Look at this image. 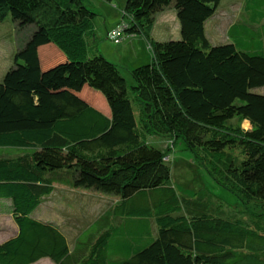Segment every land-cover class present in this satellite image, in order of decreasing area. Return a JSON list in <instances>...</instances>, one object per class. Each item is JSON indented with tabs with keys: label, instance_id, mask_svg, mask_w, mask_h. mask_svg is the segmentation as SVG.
I'll use <instances>...</instances> for the list:
<instances>
[{
	"label": "trees",
	"instance_id": "1",
	"mask_svg": "<svg viewBox=\"0 0 264 264\" xmlns=\"http://www.w3.org/2000/svg\"><path fill=\"white\" fill-rule=\"evenodd\" d=\"M100 1L119 14L103 38L144 37L148 59L129 69L102 53L96 1L0 0L18 30L0 79V214L17 233L0 264H264V212L180 193L156 142L182 141L264 210V0H244L219 45L222 0ZM167 13L175 37L152 38ZM58 190L116 204L71 240L36 218Z\"/></svg>",
	"mask_w": 264,
	"mask_h": 264
},
{
	"label": "rangeland",
	"instance_id": "2",
	"mask_svg": "<svg viewBox=\"0 0 264 264\" xmlns=\"http://www.w3.org/2000/svg\"><path fill=\"white\" fill-rule=\"evenodd\" d=\"M95 1L102 12L99 13L96 18L97 24H99V22L103 24L106 18L109 20L112 11L115 14L118 13L115 7H111L106 3L102 4L100 0H91L93 4H96ZM117 1L120 5L124 0ZM243 1L244 0H222L218 8V11H220L219 19L217 22H213L215 25L218 24L217 30H215L219 34L212 39L214 45L224 43L223 40L226 36L229 22L237 20L240 17ZM2 12L3 11L0 9V15ZM168 14L169 13L165 15ZM164 20L165 21L162 20L161 22L158 20V27L151 30L152 38H155L158 33H165L164 35H167L162 38H169L176 35L175 16L170 13ZM210 28V30L213 29L212 27ZM17 31V25L14 24L10 18H7L4 22L0 20V79L4 77L8 69L12 67L14 63V56L18 47ZM213 32L214 30L209 33ZM208 35L210 36V34ZM219 39L221 41H219ZM144 40L146 41V38H144ZM125 42L126 40L122 39L116 42L102 38L100 44L103 49H107V53H109L107 57L113 60L112 56L117 53L119 47L125 49V45H123ZM147 45V48L150 50L148 42ZM129 50L130 52L133 51L135 57L138 55V58L143 54V51L135 44L130 46ZM145 51H147L146 48ZM127 67L128 66H126V68ZM127 70L128 69L124 70L126 73L123 72L126 79L131 82V76L130 73L128 74ZM261 92V94H264V88ZM241 127L244 129L249 128L247 124H242ZM156 142L162 146L164 150L169 149L170 153L174 155L173 162L170 161L169 163L172 171L173 184L180 193L193 196L201 191L210 192L221 198L226 205L239 211L244 218L248 217L247 215L251 213L249 209H256L255 211L264 212V210H260L259 207L255 208L249 206L234 189L233 185L225 181V177L216 174V171H214L207 162L206 164L202 163V159H200L201 156L197 157L194 153L187 151L182 141L174 143L170 138H167ZM232 153L235 159L241 157L240 149L238 148L233 150ZM201 155L203 154L201 153ZM115 204L116 200L110 196L58 190L52 198L46 200L43 204V208H40L37 213L38 215L41 214L44 220L53 222L61 227L69 239L72 240L79 231L83 230L101 215L111 210ZM244 212L247 214H244ZM15 233L16 225L12 218L10 216H2L0 218V245ZM42 264L54 263L43 262Z\"/></svg>",
	"mask_w": 264,
	"mask_h": 264
},
{
	"label": "crops",
	"instance_id": "3",
	"mask_svg": "<svg viewBox=\"0 0 264 264\" xmlns=\"http://www.w3.org/2000/svg\"><path fill=\"white\" fill-rule=\"evenodd\" d=\"M102 4L104 3V2H102V1H100ZM96 9H97V11H98V13H102L101 12V10H100V8H99V6H97L96 5ZM99 9V10H98ZM112 10V9H111ZM168 15H170V13L168 14ZM168 15H165V14H163L162 16H160L159 17V19L158 20H160V22L163 20V21H165L164 20V18L166 17V16H168ZM118 16H119V14L117 13V14H115L113 11H112V15H111V17L109 18V20H107V18H106V21H104V23L103 24H100V22H99V24H97L96 23V29H97V33H98V36H100L101 37V39L105 36V34H107V31L108 30H111L113 27H115L116 25H117V20H118ZM159 24V21L155 24V26L153 27V29L154 28H156V27H158L157 25ZM165 34V33H164ZM164 34H157V36L155 37V38H162V37H165V36H167V35H164ZM170 36V35H169ZM154 38V37H153ZM136 45V46H138V48H140L142 51H143V54H142V56L141 57H139L138 58V55L135 57L134 55H133V51H131L130 52V50H129V48H130V46H132V45ZM123 45H125V49H123L122 47H119V50L117 51V53L116 54H114L113 56H112V59L116 62V63H118V64H120V65H127L128 66V68L129 69H131L132 67H134L135 65H137L138 63H141L142 61H145L146 59H148L151 55H150V52H149V49L147 48L148 47V45H147V42L144 40V38H142V37H133V38H128L127 40H126V42L125 43H123ZM145 48H146V50L147 51H145ZM99 49L102 51V53H104V54H106V55H108L109 56V53H107V49L106 48H102V45L100 44L99 45ZM148 54H147V53ZM119 59V60H118ZM37 214V213H36ZM2 216H8V215H5V214H0V218L2 217ZM36 218L38 219V220H40V221H44V222H48V221H46V220H44L42 217H41V214L38 216H36ZM16 233H17V227H16ZM15 233V234H16ZM14 234V235H15ZM13 235V236H14ZM12 237V236H11ZM10 237V238H11ZM9 239V238H8ZM7 239V240H8ZM7 240H5V241H7ZM43 262H46V263H53V262H51L50 260H48V259H45V260H42V261H40L39 263H37V264H42Z\"/></svg>",
	"mask_w": 264,
	"mask_h": 264
},
{
	"label": "built area",
	"instance_id": "4",
	"mask_svg": "<svg viewBox=\"0 0 264 264\" xmlns=\"http://www.w3.org/2000/svg\"><path fill=\"white\" fill-rule=\"evenodd\" d=\"M118 40H116V42H117Z\"/></svg>",
	"mask_w": 264,
	"mask_h": 264
}]
</instances>
